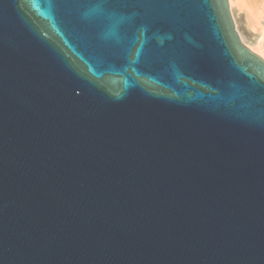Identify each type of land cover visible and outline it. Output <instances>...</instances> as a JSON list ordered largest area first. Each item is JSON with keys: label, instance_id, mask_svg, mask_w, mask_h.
<instances>
[{"label": "water", "instance_id": "water-1", "mask_svg": "<svg viewBox=\"0 0 264 264\" xmlns=\"http://www.w3.org/2000/svg\"><path fill=\"white\" fill-rule=\"evenodd\" d=\"M0 264H264L228 0H0Z\"/></svg>", "mask_w": 264, "mask_h": 264}, {"label": "bare ground", "instance_id": "bare-ground-1", "mask_svg": "<svg viewBox=\"0 0 264 264\" xmlns=\"http://www.w3.org/2000/svg\"><path fill=\"white\" fill-rule=\"evenodd\" d=\"M259 0H228L230 10L232 12L233 7L243 14L244 21L247 28L258 35L259 42L258 48L248 47L261 58L264 59V25L261 24L260 19L262 18V10L257 7ZM263 9V8H262ZM235 21V20H234ZM242 40L245 42L243 36ZM246 43V42H245Z\"/></svg>", "mask_w": 264, "mask_h": 264}, {"label": "rangeland", "instance_id": "rangeland-1", "mask_svg": "<svg viewBox=\"0 0 264 264\" xmlns=\"http://www.w3.org/2000/svg\"><path fill=\"white\" fill-rule=\"evenodd\" d=\"M259 10H262V18L260 19V22L262 25H264V0H259L258 4H257ZM263 8V9H262ZM232 14L234 16V20L236 21V25L239 29V32L241 33V35L243 36L246 44L249 47L258 48V42H259V38L257 34H254L253 32H251L247 26L246 23L244 21V16L242 13L238 12L236 10V8L233 7L232 9Z\"/></svg>", "mask_w": 264, "mask_h": 264}]
</instances>
